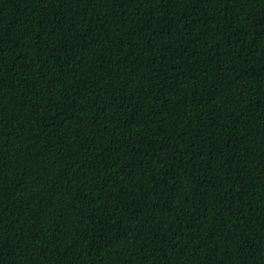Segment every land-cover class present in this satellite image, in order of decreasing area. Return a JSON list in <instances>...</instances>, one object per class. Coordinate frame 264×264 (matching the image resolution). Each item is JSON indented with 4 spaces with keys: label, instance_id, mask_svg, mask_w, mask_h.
<instances>
[{
    "label": "trees",
    "instance_id": "1",
    "mask_svg": "<svg viewBox=\"0 0 264 264\" xmlns=\"http://www.w3.org/2000/svg\"><path fill=\"white\" fill-rule=\"evenodd\" d=\"M0 264H264V0H0Z\"/></svg>",
    "mask_w": 264,
    "mask_h": 264
}]
</instances>
